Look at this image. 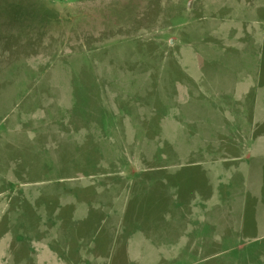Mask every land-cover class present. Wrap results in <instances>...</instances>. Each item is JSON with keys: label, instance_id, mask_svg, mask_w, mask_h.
I'll list each match as a JSON object with an SVG mask.
<instances>
[{"label": "rangeland", "instance_id": "374dc122", "mask_svg": "<svg viewBox=\"0 0 264 264\" xmlns=\"http://www.w3.org/2000/svg\"><path fill=\"white\" fill-rule=\"evenodd\" d=\"M0 264H264V0H0Z\"/></svg>", "mask_w": 264, "mask_h": 264}]
</instances>
